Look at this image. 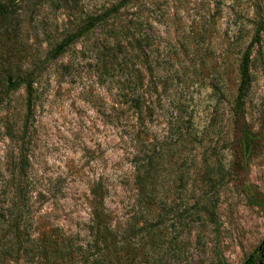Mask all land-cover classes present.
<instances>
[{
	"label": "rangeland",
	"instance_id": "obj_1",
	"mask_svg": "<svg viewBox=\"0 0 264 264\" xmlns=\"http://www.w3.org/2000/svg\"><path fill=\"white\" fill-rule=\"evenodd\" d=\"M257 29L239 104L237 68ZM6 71L28 74L29 98L3 93ZM245 128L260 141L247 160ZM147 152L159 197L200 195L215 214L174 233L163 261L243 264L264 237V0L12 4L0 21V215L22 186L37 231L85 248L101 215L114 248L134 243L122 230L147 215L135 170Z\"/></svg>",
	"mask_w": 264,
	"mask_h": 264
},
{
	"label": "trees",
	"instance_id": "obj_2",
	"mask_svg": "<svg viewBox=\"0 0 264 264\" xmlns=\"http://www.w3.org/2000/svg\"><path fill=\"white\" fill-rule=\"evenodd\" d=\"M30 1L32 0L4 1L0 4V21L8 18L12 4ZM262 26L260 23V28ZM260 32L261 29L255 30L238 64L236 101L239 104H242L250 88L251 50L252 46L259 42ZM70 42L64 41L58 53ZM55 57L56 54L53 55V58ZM3 74V93L23 88L29 98L31 81L28 74H13L8 71ZM20 130H23L22 126ZM258 136L246 128L241 131L239 146L241 156L245 160L259 151ZM152 161L151 154L147 152L138 155L135 162L137 196L147 215L141 220L128 222L122 230L123 234H131L134 243L124 237L122 246L114 248L117 242L116 230H112L101 215H96L94 238L85 248L73 245L58 229L37 231L31 207L23 196L24 187L21 186L5 213L0 215L5 226L0 231V264H131L135 260L136 264H148L150 261V264H166L163 261L164 254L160 251L165 244L172 243L173 239L170 237H174V233L181 234L187 225L200 221L202 214L210 221L215 214L213 210L208 209L207 202L202 201L200 195L191 197L190 202V195L184 194L182 197V193L179 194L180 197L172 199L163 200L159 197L160 189L154 181ZM25 166L23 160L16 165L20 179L25 177ZM130 247L139 250L134 254ZM243 264H264V237Z\"/></svg>",
	"mask_w": 264,
	"mask_h": 264
}]
</instances>
